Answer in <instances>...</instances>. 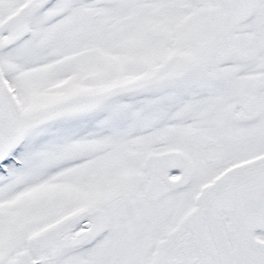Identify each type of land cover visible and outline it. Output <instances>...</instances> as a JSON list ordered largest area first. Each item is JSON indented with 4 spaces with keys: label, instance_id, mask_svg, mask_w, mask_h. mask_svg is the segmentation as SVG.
<instances>
[{
    "label": "snow or ice",
    "instance_id": "1",
    "mask_svg": "<svg viewBox=\"0 0 264 264\" xmlns=\"http://www.w3.org/2000/svg\"><path fill=\"white\" fill-rule=\"evenodd\" d=\"M0 264H264V0H0Z\"/></svg>",
    "mask_w": 264,
    "mask_h": 264
}]
</instances>
